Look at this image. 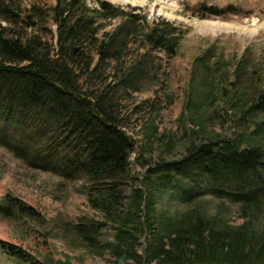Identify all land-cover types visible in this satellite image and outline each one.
I'll return each mask as SVG.
<instances>
[{"label":"trees","instance_id":"16d2710c","mask_svg":"<svg viewBox=\"0 0 264 264\" xmlns=\"http://www.w3.org/2000/svg\"><path fill=\"white\" fill-rule=\"evenodd\" d=\"M189 31L130 3L0 0V144L32 167L84 180L92 210L63 223L8 193L0 215L47 239L63 224L101 264H264V121L231 136L195 130L180 157L146 170L149 179L178 176L242 202L240 226L200 211L166 216L154 187L125 191L138 147L126 130L127 102L150 82L168 86L170 61ZM253 77L248 113L264 110V55ZM0 244L18 264H73L68 255Z\"/></svg>","mask_w":264,"mask_h":264},{"label":"rangeland","instance_id":"374dc122","mask_svg":"<svg viewBox=\"0 0 264 264\" xmlns=\"http://www.w3.org/2000/svg\"><path fill=\"white\" fill-rule=\"evenodd\" d=\"M54 3L55 0H45ZM141 6L150 17L163 16L190 29L179 54L170 61L168 86L148 83L127 102L126 130L137 140L128 195L136 187H154L157 209L182 217L191 211L215 218L223 226H240L243 203L191 188L181 177L152 176L146 170L155 160L177 158L185 152L187 136H231L244 125L264 121V110L246 112L243 105L255 97L253 72L264 55V0H111ZM197 55L196 61L193 58ZM242 63L241 70L235 69ZM86 182L67 179L30 166L0 144V202L11 193L48 219L77 222L92 212ZM260 228L262 216L254 217ZM46 238L0 215V240L56 258L68 255L73 264H101L89 256L83 243L62 227ZM0 264H18L0 244Z\"/></svg>","mask_w":264,"mask_h":264}]
</instances>
